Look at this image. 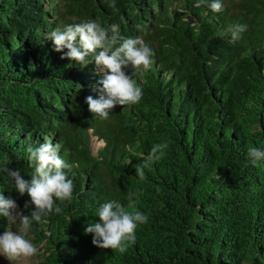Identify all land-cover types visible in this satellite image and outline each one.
<instances>
[{"label": "trees", "instance_id": "obj_1", "mask_svg": "<svg viewBox=\"0 0 264 264\" xmlns=\"http://www.w3.org/2000/svg\"><path fill=\"white\" fill-rule=\"evenodd\" d=\"M229 1L213 12L198 0H0V168L30 179L26 149L46 139L73 165L63 170L71 202L32 222L31 241L48 254L29 264H264V160L248 158L264 149V0ZM89 19L154 51L151 69L133 77L140 102L106 120L84 102L99 99L95 62L61 59L47 39ZM234 25H247L239 40ZM91 135L103 142L95 154ZM165 141L141 180L136 166ZM0 194L34 210L3 171ZM109 200L148 216L125 253L85 234ZM9 227L0 216V234Z\"/></svg>", "mask_w": 264, "mask_h": 264}, {"label": "clouds", "instance_id": "obj_2", "mask_svg": "<svg viewBox=\"0 0 264 264\" xmlns=\"http://www.w3.org/2000/svg\"><path fill=\"white\" fill-rule=\"evenodd\" d=\"M204 4L213 12L223 10L221 0H198L194 6ZM111 6L115 9L114 3ZM246 30L247 25H234L228 32L233 40H239ZM47 39L52 41L55 52L63 53L61 59L74 61L81 67L90 63L89 57L95 62L96 74L100 77L96 81L99 99L88 96L84 101L88 111L95 116L106 120L116 106L134 105L142 99V88L133 77L151 69L154 51L141 37H124L119 25L105 27L89 19L66 25L63 29L57 27L47 33ZM129 68L132 69L131 73L127 71ZM61 147V143L53 144L47 139L38 147H27L28 160L34 169L30 179H25L17 168H0L13 182L15 191L20 196L27 194L30 204L34 205L30 215H24L14 199L0 194V216L13 224L19 223L18 231L5 230L0 234V255L9 262L37 255L39 249L26 238L32 222H39L53 212L61 213L60 205L65 201L71 202L73 198V182L63 171L71 169L73 165L60 157ZM168 147L167 141L154 145L143 163L136 166V174L141 180L146 178L144 169L158 162ZM248 158L253 166L257 165L264 160V149L250 148ZM133 195L136 194L132 193L129 197L130 207H133ZM57 201L60 203L57 204ZM24 208H29L28 201ZM97 216L99 222L89 223L85 234H92V244L96 247L120 253H125L136 242L138 226L148 222L146 214L139 210L128 211L115 200L101 204Z\"/></svg>", "mask_w": 264, "mask_h": 264}, {"label": "rangeland", "instance_id": "obj_3", "mask_svg": "<svg viewBox=\"0 0 264 264\" xmlns=\"http://www.w3.org/2000/svg\"><path fill=\"white\" fill-rule=\"evenodd\" d=\"M225 1H226L227 4H229V5L231 4V1H229V0H225ZM102 145H103V142L101 140L97 139L96 137H94L92 135L90 136L89 148H90V151L92 152V154H95V152ZM7 230L18 231L19 230V223L17 222L15 224H13L12 222H10V227ZM26 238L31 240V235H29L27 233ZM35 246L39 249V252H38L37 255H35V256L31 257V258H28V259L20 258L19 260H16V261H13V262H9L5 257H3L2 255H0V264H29V263L35 262L39 258H41L40 255H43V256L45 255L46 256L48 254L45 251V248L44 247L43 248L41 247V244L35 245Z\"/></svg>", "mask_w": 264, "mask_h": 264}]
</instances>
